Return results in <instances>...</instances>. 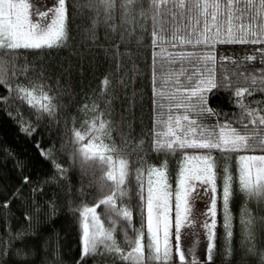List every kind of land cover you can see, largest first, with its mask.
<instances>
[{"label":"trees","instance_id":"obj_1","mask_svg":"<svg viewBox=\"0 0 264 264\" xmlns=\"http://www.w3.org/2000/svg\"><path fill=\"white\" fill-rule=\"evenodd\" d=\"M108 3L111 7L104 0H65L68 39L62 47L0 48V264H164L150 259L154 254L147 247L141 185L146 196L149 169L166 165L174 189L185 153L210 154L217 165L218 211L206 264H264V195L245 192L236 167L239 155H264V43H217L216 79L228 86L208 93L207 107L218 115L191 114L198 124L217 132V125L230 122L241 135L255 137L248 148L156 150L158 142L172 139L164 135L169 116L175 127L174 118L184 114L174 107L180 98L172 99L175 75L192 65L177 54L211 51L203 45H181L180 38L202 33L205 25L215 32L213 12L226 34L231 12L234 28L246 31L249 39L253 32L264 39V0ZM21 88L33 94V105L21 98ZM238 89L247 91L237 98ZM88 143L100 145L102 150L95 153L111 156L112 163H102L98 155L85 159L82 150ZM121 159L128 162V174L121 186L125 195L115 198L116 207L130 211L131 222L107 205L96 208L120 251L100 245L81 259L80 212L116 191L106 174ZM225 176L231 177L230 228L221 204ZM141 231L142 260L124 259ZM171 242L168 264H177Z\"/></svg>","mask_w":264,"mask_h":264},{"label":"snow or ice","instance_id":"obj_2","mask_svg":"<svg viewBox=\"0 0 264 264\" xmlns=\"http://www.w3.org/2000/svg\"><path fill=\"white\" fill-rule=\"evenodd\" d=\"M231 2V0H230ZM105 4L108 0H104ZM214 7H219L218 4ZM46 10H40L33 3V0H0V48L8 50L18 49H52L64 46L68 39L66 31L67 11L65 0H53L51 7L45 6ZM215 32L205 25L202 33L195 31L189 33L185 37H181L179 43L181 45H191L193 48L203 45L205 48L211 49L203 54L197 52H181L177 56L180 60H188L192 65L191 68H181L175 75V91L172 99L179 97V102L174 104L176 109H183V115H177L174 118L175 127L172 126L173 117L168 118V130L164 135L171 137L166 143H157L156 150H168L175 152L177 149H218L222 152L236 151L240 148H248L249 141L255 137L241 135L235 128L230 127V122L223 125H217L219 131L215 128L207 129L198 124L196 119L191 118V114L196 116L207 112L211 115H218L214 110L207 107L208 93L219 87H227L223 80L220 82L216 79L217 60L215 46L217 43H264V39L258 38L256 33H251V39L248 33L243 29H236L232 25V16L229 12L228 28L226 34H222V27L216 24V13L212 14ZM156 32H153V44H156ZM176 45L173 44V47ZM155 55V54H154ZM229 59L221 57V60ZM251 59V57H249ZM175 63V61H173ZM182 77L186 79L181 80ZM226 79V78H225ZM108 83L107 80L104 81ZM255 83V80H253ZM246 89H238L235 96L240 98L244 95ZM21 98L27 99L29 105L34 104L33 94L26 89L19 90ZM156 93L154 92V95ZM251 95V93H249ZM47 99V97H45ZM155 103V101H154ZM241 109H244L242 100L237 101ZM43 110L47 111L46 105H41ZM251 115V113H248ZM159 122V121H158ZM251 123L255 124V120ZM260 124L264 125V118L260 119ZM105 125L100 124L103 129ZM247 128V124H243ZM25 133H29L27 127L21 129ZM30 134V133H29ZM78 139H83L79 133H76ZM160 135V133H157ZM264 147V141L260 144ZM85 151V159L96 158L98 155L102 163H112V157L105 158L103 152L93 153L91 157ZM239 160L242 162L240 169L241 188L250 195L264 193V156H241ZM246 162V163H245ZM118 172L109 171L106 174L107 180L112 181L116 185V191L111 195L100 200L93 207H85L81 212V244L82 256L93 254L97 251L98 246L103 245L109 251L115 250L119 252V248H115L112 231L106 230L101 223L100 217L96 213L99 205H107L116 213L117 216L131 222L132 214L127 209H117L116 197H123L125 193L121 190V186L125 182L127 176V160L121 159L118 162ZM216 163L210 154L189 156L187 153L181 162L180 171L177 177L176 188L171 189L168 183L167 166L161 168H151L148 171L147 195H144V187L141 185V200L146 201V223L147 235L149 243L147 247L154 254L150 259L157 261L163 260L164 264L172 259V248L170 246V229L172 221L170 213L172 211L171 198L175 197V240L176 253L179 255L180 264H198L196 250L199 245V239L193 238L191 246L182 248L181 229L186 227V221L192 211L191 197L193 194L209 196L211 200L210 207L205 213L211 219V224L206 225L210 229H214L216 220ZM253 169L256 175L253 179ZM227 172V169H225ZM139 178V177H138ZM230 176L224 177L223 184V205L227 211L229 197L231 195V187L229 181ZM28 183V178H25ZM195 182L206 185L203 192L200 193L195 186ZM143 210V209H142ZM190 223V221H188ZM227 224V217H226ZM161 233L163 241L161 242ZM144 233L141 231L135 241V247L124 257V259L140 260L143 258L144 245L142 243ZM111 241V244L108 242ZM212 236H209L207 246L208 259L211 260V252L213 249Z\"/></svg>","mask_w":264,"mask_h":264},{"label":"rangeland","instance_id":"obj_3","mask_svg":"<svg viewBox=\"0 0 264 264\" xmlns=\"http://www.w3.org/2000/svg\"><path fill=\"white\" fill-rule=\"evenodd\" d=\"M33 3L35 4L36 7L40 8V10L43 11V10H46L45 6L51 7L53 5V0H33ZM36 99H39V97H36ZM101 148L102 147L100 145H97L95 143H88V145L85 146V150L87 151V153H94V152L100 151V150H102ZM188 155L193 156V155H205V154H188ZM241 156H264V155H239L236 158V167L238 169L239 179H240V174H241L240 169H241V165H242V162L239 160V157H241ZM183 159H184V157L182 158V161H183ZM118 162L119 161L114 162L112 164L111 171H113L114 173L118 172V167H119ZM153 168H161V167H153ZM179 171H180V169H179ZM255 175H256V172H255V169H253V179H255ZM230 182L231 181H229V183ZM168 183H169V181H168ZM147 186H148V175H147ZM195 186L199 190L200 193L203 192L204 187H207L206 185H201L199 182H195ZM175 187H176V185H175ZM175 187H174V189H175ZM171 189H172V187H171ZM174 189H172L173 193H174ZM245 192H247V191H245ZM257 194L264 195V193H257ZM216 198H217V204H216L215 220L217 218V211H218V194H217V191H216ZM210 204H211V200H210L209 196L197 195L194 193L193 196L191 197L192 211L188 217V221H190V223L188 221H186L185 222L186 227H183L181 229V232L183 233L182 238H181V240H182L181 247L182 248L187 247V246H191L193 238L199 239V245H198V248L196 250V256L198 258V264H206V261L208 260L207 246L209 243V236L210 235L212 236L211 242L212 243L214 242L215 227H214V229H210L209 227L206 226V225L211 224V219L205 215L208 208L210 207ZM221 204H222L224 216H225V218L227 217V226H228V228H230V214L228 211V207H227V211H225V209H224L223 196L221 199ZM228 205H229V203H228ZM171 206H172V211L170 213V218L172 221V228L170 229V233H171V235H170V246L172 245L171 241L174 240V242H175L174 245L176 247V240H175V197H174V195L171 198ZM87 207H90V206H87ZM96 213H97V211H96ZM97 215H98V213H97ZM100 220H101V218H100ZM101 223L103 224L102 220H101ZM103 227H104V229L107 230V228L104 226V224H103ZM162 241H163V234L161 233V242ZM178 257H179V255H178ZM132 260H134V259H132ZM141 260L142 259L134 260V262L139 263ZM158 264H163V263H158ZM177 264H180V262ZM186 264H187V258H186Z\"/></svg>","mask_w":264,"mask_h":264}]
</instances>
